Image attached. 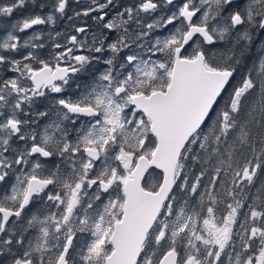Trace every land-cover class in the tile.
<instances>
[{
    "label": "snow or ice",
    "instance_id": "6c2138e0",
    "mask_svg": "<svg viewBox=\"0 0 264 264\" xmlns=\"http://www.w3.org/2000/svg\"><path fill=\"white\" fill-rule=\"evenodd\" d=\"M0 264H264V0H0Z\"/></svg>",
    "mask_w": 264,
    "mask_h": 264
},
{
    "label": "flooded vegetation",
    "instance_id": "af4514ba",
    "mask_svg": "<svg viewBox=\"0 0 264 264\" xmlns=\"http://www.w3.org/2000/svg\"><path fill=\"white\" fill-rule=\"evenodd\" d=\"M20 14H22V13H17V15H20ZM61 27H63V22H61V25H60ZM83 79H85V80H87L88 79V77L87 76H85V77H83Z\"/></svg>",
    "mask_w": 264,
    "mask_h": 264
}]
</instances>
